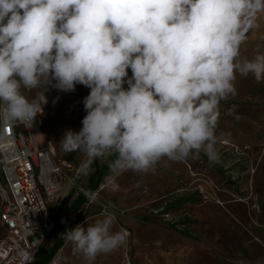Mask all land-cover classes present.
<instances>
[{"label":"clouds","instance_id":"obj_1","mask_svg":"<svg viewBox=\"0 0 264 264\" xmlns=\"http://www.w3.org/2000/svg\"><path fill=\"white\" fill-rule=\"evenodd\" d=\"M262 14L264 0H0V141L32 127L49 87L79 84L90 89L82 127L59 142L85 157L78 174L109 156L114 173L201 154L217 163L221 101L237 74L264 81V52L238 59ZM110 208L63 233L89 262L127 242Z\"/></svg>","mask_w":264,"mask_h":264},{"label":"rangeland","instance_id":"obj_2","mask_svg":"<svg viewBox=\"0 0 264 264\" xmlns=\"http://www.w3.org/2000/svg\"><path fill=\"white\" fill-rule=\"evenodd\" d=\"M257 22L238 59L264 52V14ZM235 89L219 106L217 163L201 154L179 162L162 159L148 173L111 170L88 196L71 229L77 224L87 227V218L94 223L111 205L116 214L113 230L128 232L126 244L89 262L65 241L52 259L59 254L65 258L62 264H264V81L237 74ZM89 91L77 84L74 92L52 87L46 92L44 133L54 141L56 157L71 166L69 176L85 157L65 153L59 142L67 130L82 127L83 98ZM25 94L31 99L35 90ZM107 158L95 160L90 173L81 175L79 194L87 192L89 176L102 170ZM76 191L72 187L69 197ZM73 202L65 201L56 212L55 228L31 264L53 246L55 234L71 218ZM1 207L0 198V213ZM4 235L0 221V238ZM39 240L38 233L30 236V241Z\"/></svg>","mask_w":264,"mask_h":264},{"label":"built area","instance_id":"obj_3","mask_svg":"<svg viewBox=\"0 0 264 264\" xmlns=\"http://www.w3.org/2000/svg\"><path fill=\"white\" fill-rule=\"evenodd\" d=\"M55 155L54 141L44 133V121L38 114L31 128L10 126L0 141V221L5 235L0 238V264H31L41 243L56 224L55 215L65 201L79 196L81 187L77 168ZM72 187L77 191L69 197ZM86 195H90L85 192ZM39 234L38 242L30 236ZM57 254L50 264H62Z\"/></svg>","mask_w":264,"mask_h":264},{"label":"trees","instance_id":"obj_4","mask_svg":"<svg viewBox=\"0 0 264 264\" xmlns=\"http://www.w3.org/2000/svg\"><path fill=\"white\" fill-rule=\"evenodd\" d=\"M114 156H109L106 160V164L102 170H97L96 172L92 173L89 176L88 184H87V193L92 194L94 193L100 184L108 177L111 172L109 164L112 160H114ZM89 197L85 193L79 194V196L74 200L71 206V218L61 226V232L55 234V241L53 246L45 252V254L36 260L34 264H47L52 257L56 254L58 249L65 243V239L63 237V233L71 229V226L76 220V217L80 211V209L88 202ZM56 231V230H55Z\"/></svg>","mask_w":264,"mask_h":264}]
</instances>
